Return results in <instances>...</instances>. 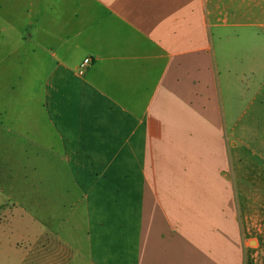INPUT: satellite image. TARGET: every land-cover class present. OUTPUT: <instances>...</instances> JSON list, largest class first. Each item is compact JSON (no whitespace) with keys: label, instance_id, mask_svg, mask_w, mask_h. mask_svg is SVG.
<instances>
[{"label":"crops","instance_id":"0c3cea01","mask_svg":"<svg viewBox=\"0 0 264 264\" xmlns=\"http://www.w3.org/2000/svg\"><path fill=\"white\" fill-rule=\"evenodd\" d=\"M262 57L264 0H0V123L36 91L55 139L39 143L38 187L54 192L32 250L49 264H244L222 85Z\"/></svg>","mask_w":264,"mask_h":264},{"label":"rangeland","instance_id":"374dc122","mask_svg":"<svg viewBox=\"0 0 264 264\" xmlns=\"http://www.w3.org/2000/svg\"><path fill=\"white\" fill-rule=\"evenodd\" d=\"M240 30L238 32L242 35ZM249 67V77L243 82L232 79L234 86L231 90L222 85V97L227 133L236 141L231 148L232 154L236 152V155L230 177L237 192L239 222L245 244L244 264H264V58L260 67H256V59L249 60ZM31 86L33 90L39 88L37 81ZM40 98L41 94L36 91L30 94V110L24 113L21 121L16 119L17 112L14 111L9 114L8 121L3 119L4 122L0 123V264H49L47 258L53 256L52 250L47 254L34 252L32 237L27 232L42 224L39 218L47 216L41 211L47 207L42 201L48 200L54 192L38 187L43 174L36 170L44 165L45 159L47 161V158H39V143L55 144ZM13 103H17V98ZM9 127L15 133H22L30 140L29 144L26 145L27 142L14 133L9 134ZM23 144L28 147L24 154L28 156L22 159ZM22 160L31 167V172H21ZM69 192L68 205L63 204L59 210L63 226L78 197L74 189ZM64 197L61 198L64 200ZM251 219L255 224L253 231H249ZM58 223L53 222V226Z\"/></svg>","mask_w":264,"mask_h":264},{"label":"built area","instance_id":"2783aa9c","mask_svg":"<svg viewBox=\"0 0 264 264\" xmlns=\"http://www.w3.org/2000/svg\"><path fill=\"white\" fill-rule=\"evenodd\" d=\"M92 63L91 58H86L79 66V74L82 75L84 74L85 70L87 69L88 66H90Z\"/></svg>","mask_w":264,"mask_h":264}]
</instances>
